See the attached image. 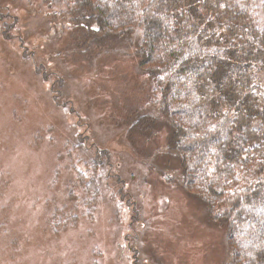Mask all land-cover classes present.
Here are the masks:
<instances>
[{
  "label": "rangeland",
  "instance_id": "374dc122",
  "mask_svg": "<svg viewBox=\"0 0 264 264\" xmlns=\"http://www.w3.org/2000/svg\"><path fill=\"white\" fill-rule=\"evenodd\" d=\"M39 4L0 0V264H232L132 46Z\"/></svg>",
  "mask_w": 264,
  "mask_h": 264
},
{
  "label": "trees",
  "instance_id": "16d2710c",
  "mask_svg": "<svg viewBox=\"0 0 264 264\" xmlns=\"http://www.w3.org/2000/svg\"><path fill=\"white\" fill-rule=\"evenodd\" d=\"M39 5L53 35L62 28L52 17L61 14L81 30L83 46L112 38L132 46L146 100L168 121L184 187L225 228L232 264H264V0Z\"/></svg>",
  "mask_w": 264,
  "mask_h": 264
}]
</instances>
